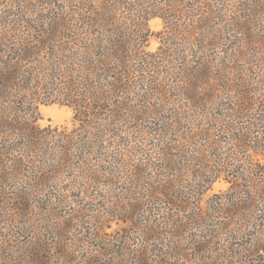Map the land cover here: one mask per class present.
I'll use <instances>...</instances> for the list:
<instances>
[{
	"label": "trees",
	"instance_id": "1",
	"mask_svg": "<svg viewBox=\"0 0 264 264\" xmlns=\"http://www.w3.org/2000/svg\"><path fill=\"white\" fill-rule=\"evenodd\" d=\"M0 224L7 264H262L264 0H0Z\"/></svg>",
	"mask_w": 264,
	"mask_h": 264
},
{
	"label": "rangeland",
	"instance_id": "2",
	"mask_svg": "<svg viewBox=\"0 0 264 264\" xmlns=\"http://www.w3.org/2000/svg\"><path fill=\"white\" fill-rule=\"evenodd\" d=\"M150 28L151 30L154 32V35H152V37L149 40L148 43V49L151 51H155L160 44V39L157 36V32L161 31L164 28V20L162 17H155L153 19L150 20L149 22ZM213 51H222L221 47H214L212 48ZM40 112H41V119L39 120V124L42 127H46V126H52V127H58V128H69L71 129L72 127L75 126V121H74V110L67 106V105H62L60 103H45V104H41L40 105ZM253 154H256L254 151H251ZM256 159H259L260 156H258V154L256 155ZM257 161V160H256ZM229 183H227L224 179H220L218 181H216L211 187L210 190L208 191L207 195L205 198H208L209 196L213 195L214 193L217 192H221L224 191L228 188ZM72 214H74V212H70ZM70 213H62L63 216H59L61 219L63 218H68ZM34 214V213H33ZM34 219H36L35 223L38 224L39 227H42V217L41 216H37V215H33L32 216ZM59 223V221H56ZM44 226V225H43ZM111 227L107 229V234H115V231H119L120 229L125 227V224L123 223H112V225H110ZM4 227L5 231H2V233L0 234H4L7 233V225L4 224L2 226V224H0V230L1 228ZM122 227V228H121ZM76 232H84L85 230L81 227H78V229H76ZM194 233L195 231L192 230ZM41 232H44L43 230H41ZM190 232V231H189ZM50 238L49 234H46L45 239L48 240ZM79 238V237H78ZM21 240H23L21 238ZM17 241L16 244L15 243H11V245L7 246L2 244V246H0V264H7V260L10 259V257L15 258L17 257V253L20 251V248L22 246V242ZM26 241L30 240V241H36L35 238L33 237V235H31L30 233L28 235H26ZM53 240H51L52 242ZM26 246H28L29 249H32V247H36L35 245L33 246V242L29 243L26 242L25 243ZM233 244L235 246L240 247L241 244H246V240H235L233 241ZM49 247H53L52 251H55L57 249H59L58 245H51ZM137 248V247H136ZM35 249V248H34ZM62 250H66V251H70L72 253H74V256L76 255L77 258H81L82 260H80L78 263L75 264H82L83 259H85V257L88 255V253L92 252V250L95 249V247L92 244H83L81 243L80 245L73 243V241L70 240H66V243L64 246H62L61 248ZM3 251V252H2ZM5 253V254H3ZM56 253V252H55ZM260 257H262L261 263L264 264V252H260L258 253L257 258L259 259ZM9 258V259H8ZM52 261L53 264H60V260L58 259H54L52 256ZM20 259L18 258V263ZM51 261V262H52ZM60 261V262H59ZM110 260H106V262H109ZM55 262V263H54ZM84 263V262H83ZM30 264V263H29ZM61 264H66V263H61ZM187 264H196V263H192V262H188ZM237 264V263H234ZM255 264V263H252Z\"/></svg>",
	"mask_w": 264,
	"mask_h": 264
}]
</instances>
